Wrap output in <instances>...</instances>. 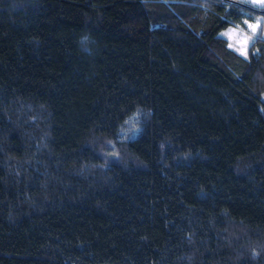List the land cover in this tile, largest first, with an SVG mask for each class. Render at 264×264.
<instances>
[{"label": "trees", "instance_id": "16d2710c", "mask_svg": "<svg viewBox=\"0 0 264 264\" xmlns=\"http://www.w3.org/2000/svg\"><path fill=\"white\" fill-rule=\"evenodd\" d=\"M246 13L0 0V264H264V40L221 36Z\"/></svg>", "mask_w": 264, "mask_h": 264}, {"label": "rangeland", "instance_id": "374dc122", "mask_svg": "<svg viewBox=\"0 0 264 264\" xmlns=\"http://www.w3.org/2000/svg\"><path fill=\"white\" fill-rule=\"evenodd\" d=\"M232 1L245 4L253 9L264 8V0ZM249 16L252 17V20L244 21L242 27L230 26L221 32V36L227 41L228 48L242 57H245V55H242L239 49L246 51L247 46L256 38L264 40V15L255 14Z\"/></svg>", "mask_w": 264, "mask_h": 264}, {"label": "water", "instance_id": "95a60500", "mask_svg": "<svg viewBox=\"0 0 264 264\" xmlns=\"http://www.w3.org/2000/svg\"><path fill=\"white\" fill-rule=\"evenodd\" d=\"M221 1L233 4V5H236V6H239V7L244 8V9L251 10V11L256 12L258 14H264V10H255V9L250 8L249 6L244 5L242 3H238V2H235V1H232V0H221Z\"/></svg>", "mask_w": 264, "mask_h": 264}, {"label": "clouds", "instance_id": "9594fccd", "mask_svg": "<svg viewBox=\"0 0 264 264\" xmlns=\"http://www.w3.org/2000/svg\"><path fill=\"white\" fill-rule=\"evenodd\" d=\"M80 42L84 51L91 52V49L87 46L88 43L90 42V38L88 36L82 37Z\"/></svg>", "mask_w": 264, "mask_h": 264}, {"label": "snow or ice", "instance_id": "6c2138e0", "mask_svg": "<svg viewBox=\"0 0 264 264\" xmlns=\"http://www.w3.org/2000/svg\"><path fill=\"white\" fill-rule=\"evenodd\" d=\"M239 51H241L242 55H245V56L247 55L246 51H244L243 49H239Z\"/></svg>", "mask_w": 264, "mask_h": 264}]
</instances>
